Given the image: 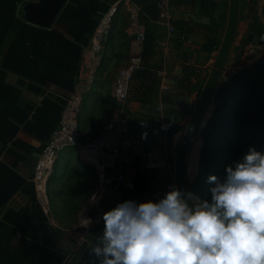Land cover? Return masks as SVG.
Here are the masks:
<instances>
[{
	"label": "crops",
	"instance_id": "obj_1",
	"mask_svg": "<svg viewBox=\"0 0 264 264\" xmlns=\"http://www.w3.org/2000/svg\"><path fill=\"white\" fill-rule=\"evenodd\" d=\"M218 1L223 8L215 13L192 3L174 4L172 11V21L215 24L217 48H210L203 35L176 30L172 21L147 18L144 23L168 45L167 53L156 50L151 62L159 78L155 96L147 104L129 100L123 107L132 119L128 138L143 145L125 149L130 163L119 161L115 173L124 174L134 189L115 183L100 193L102 171L76 149H67L48 184L62 189L43 207L33 182L39 153L82 80L83 61L101 19L110 12L115 16L130 0H0V264H99L89 251L94 237L103 233V215L126 201L159 202L171 190L187 112L207 82L227 29L230 0ZM133 44L140 53L142 45ZM103 57L96 64L107 71L111 63H102ZM95 81L78 118L83 142L97 136L117 110L116 80L99 73ZM175 112L183 115L179 121L171 117ZM146 152L166 157L173 171L147 168ZM63 212L74 213V221ZM79 227L86 232H76Z\"/></svg>",
	"mask_w": 264,
	"mask_h": 264
},
{
	"label": "clouds",
	"instance_id": "obj_2",
	"mask_svg": "<svg viewBox=\"0 0 264 264\" xmlns=\"http://www.w3.org/2000/svg\"><path fill=\"white\" fill-rule=\"evenodd\" d=\"M207 182L211 202L172 186L159 202L118 204L90 254L99 264H264V153L250 147Z\"/></svg>",
	"mask_w": 264,
	"mask_h": 264
},
{
	"label": "rangeland",
	"instance_id": "obj_3",
	"mask_svg": "<svg viewBox=\"0 0 264 264\" xmlns=\"http://www.w3.org/2000/svg\"><path fill=\"white\" fill-rule=\"evenodd\" d=\"M131 3V1L126 2L125 5H121L115 12L110 37L107 40L110 51L106 50V48H108L106 44V52L103 53L104 57L102 61L103 63L106 59H109L108 61L110 62L108 64L111 63V67H108L107 71H105L106 68L102 67L100 63L97 67L96 78L100 73L103 75L105 74L108 81H113L114 79L117 80L119 70L127 68L131 63V59L137 53L133 44L136 42V39L132 33L131 27ZM257 9L258 21L264 26V0H259ZM247 11L246 4L241 2L240 23L233 49L215 92L216 95L219 89H226V92L222 97L224 102L222 101L221 107L224 108L225 104H227V106L219 113L218 118H216L214 96L205 115L204 126L194 139L188 157L187 176L189 181V191L199 197L200 201L207 200L211 202L210 189L215 185L207 182L210 176L223 178L228 166L233 165L236 161H240L243 156L247 154L250 147H255L258 151L260 145V139H258L249 145L244 152H239L236 146H234L238 135H242L241 131L244 122L248 120L250 115L252 116L250 113L258 111L259 114L264 116V110H261L260 107L249 109V107H243L242 105L245 99L251 97L254 102H256L255 100H261L262 104H264V45L259 46L257 43L258 39L247 33V24L241 20V18L247 14ZM146 20V16L141 18L143 23H145ZM148 32L149 30L145 27V33L147 34ZM223 34L224 33H222V35ZM244 42H246V44H243ZM141 52L142 50L140 51V54ZM246 67H250L248 69L250 74H247L246 79L244 80L249 82L248 86L245 88L237 87V89H234L232 86L225 88L226 83L232 81L233 77ZM117 68L120 69L117 70ZM115 72H117L116 78L114 74ZM202 91L203 86L197 91V94L194 95L192 109L188 110L186 115V120L188 122L191 119ZM128 101L129 99L125 101V103H121L120 101L115 100L114 104L116 109L125 107ZM213 121L217 122L216 129L213 132L209 131L208 133H205L206 127L208 125L210 126ZM207 139H209V141ZM202 157L203 160H201ZM203 166H207V168L205 167L204 172L202 171ZM57 188V186L54 187V189H52L51 186L48 187L49 201L54 200L53 197L57 195L55 193H60L62 187L59 186V188ZM62 214L66 216V220L71 222L74 221V213L63 212Z\"/></svg>",
	"mask_w": 264,
	"mask_h": 264
},
{
	"label": "built area",
	"instance_id": "obj_4",
	"mask_svg": "<svg viewBox=\"0 0 264 264\" xmlns=\"http://www.w3.org/2000/svg\"><path fill=\"white\" fill-rule=\"evenodd\" d=\"M160 20L170 23L173 19V5L171 0H161L159 2ZM130 14L132 19V33L136 42L140 45L145 41V25L142 18V11L139 7L131 3ZM114 19V12L105 15L92 38L91 49L83 61V77L77 90L67 99L60 115L58 127L52 132L49 141L43 146L39 153L38 163L35 169L33 182L36 196L39 202L46 206L48 202V184L53 174V168L59 155L67 149H76L79 153L92 160L102 171L98 182V190L105 193L115 183L123 185L127 190H133L135 185L122 173H115L117 164L122 161L129 164L130 159L123 156L125 149H138L142 146L141 141L133 142L128 138L131 132L132 119L125 114L123 108L114 111L112 117L105 125L104 129L94 138L87 142L81 140L79 126V114L85 96L92 89L96 80V71L99 64H96L98 57L102 56L107 40L110 37L111 27ZM156 50L167 53V42L163 40L155 41ZM142 64L141 54L137 53L127 68L120 69L114 87V97L121 103L129 99L130 82L133 72ZM147 168L173 171V168L166 157L156 159L150 152L145 153ZM52 172L50 173V170ZM172 186L170 185L169 189Z\"/></svg>",
	"mask_w": 264,
	"mask_h": 264
},
{
	"label": "trees",
	"instance_id": "obj_5",
	"mask_svg": "<svg viewBox=\"0 0 264 264\" xmlns=\"http://www.w3.org/2000/svg\"><path fill=\"white\" fill-rule=\"evenodd\" d=\"M241 2L245 3L248 9L247 14L241 18V20L247 24V33H252L253 36L258 40L264 39V26L258 21L257 16V6L259 0H241ZM171 3L172 5L192 3L193 5H197L198 8L205 13H215L218 9L223 8L222 1L218 0H171ZM172 26L182 33L198 34L209 38L208 45L210 48H217L220 44V40L217 41L215 38H213L216 30L215 24L212 26H206L195 22L175 20L172 21ZM155 41V37L148 32L146 34L145 41L142 44V64L133 72V76L130 82V101L147 104L156 94V88L159 83V78L156 74L155 68H153L151 65V62L153 61L156 53ZM243 44H246V42H244ZM249 68L250 67H246L244 70L237 73L233 77L232 81H228V83H226L225 88L229 86L234 87V89H237V87H247L249 82L244 80L246 79V75L250 74L248 71ZM225 92L226 89L222 88L219 89L215 95L214 107L216 111L215 115H217L215 116L216 118H218L219 113L227 106V104H225L224 108L221 107L222 101L224 102V99H222V97L224 96ZM189 94H191V91L189 92ZM251 98H247L243 101V107H249V109H256V107H260L261 110H264V104H262L261 100H255L256 102H254V100H252ZM250 114H252V116L250 115L248 120L244 122L241 131L242 135H238L234 146H236L239 152H244L249 147V145L260 139L258 151L264 153V116L259 114L258 111H253ZM171 117L172 119H175V121H179L183 117V115L179 112H175V114ZM216 125L217 122L213 121L210 126L208 125L206 127L205 133H208L209 131L213 132L216 129ZM207 140L209 141V139ZM201 160H203V157L201 158ZM205 167L207 168V166ZM205 167L203 166V172L205 170Z\"/></svg>",
	"mask_w": 264,
	"mask_h": 264
},
{
	"label": "water",
	"instance_id": "obj_6",
	"mask_svg": "<svg viewBox=\"0 0 264 264\" xmlns=\"http://www.w3.org/2000/svg\"><path fill=\"white\" fill-rule=\"evenodd\" d=\"M134 5L139 7L142 13L152 22H158L160 19L159 2L161 0H130ZM241 0H230L229 18L225 37L215 62V65L207 79L202 94L198 100L195 110L189 120L187 127L182 135L175 158V186L180 191L190 193L188 187L187 163L191 146L194 139L203 128L205 115L211 105L215 92L217 90L220 78L225 66L230 58L234 41L237 35L240 23ZM253 36L252 33H249ZM258 45H264V39L258 40ZM54 169V168H53ZM56 171V170H55ZM54 175V172H53ZM52 175V177H53ZM78 233H85L86 229L79 227L76 229Z\"/></svg>",
	"mask_w": 264,
	"mask_h": 264
},
{
	"label": "bare ground",
	"instance_id": "obj_7",
	"mask_svg": "<svg viewBox=\"0 0 264 264\" xmlns=\"http://www.w3.org/2000/svg\"><path fill=\"white\" fill-rule=\"evenodd\" d=\"M52 172V169L50 170V173Z\"/></svg>",
	"mask_w": 264,
	"mask_h": 264
}]
</instances>
